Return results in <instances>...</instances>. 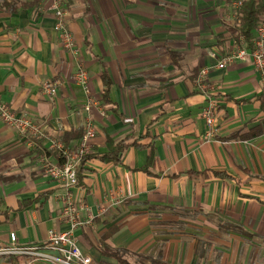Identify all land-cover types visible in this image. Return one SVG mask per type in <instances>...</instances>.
Instances as JSON below:
<instances>
[{
  "label": "crops",
  "instance_id": "obj_1",
  "mask_svg": "<svg viewBox=\"0 0 264 264\" xmlns=\"http://www.w3.org/2000/svg\"><path fill=\"white\" fill-rule=\"evenodd\" d=\"M20 1L0 0V99L48 139L72 147L85 115L83 92L72 80L75 60L53 29L51 0ZM237 1L63 0L99 103L90 113L92 153H105L109 140L154 146L147 171L140 168L148 150L134 145L119 163L91 159L82 166L70 191L83 205L81 219L91 220L74 236L93 264H119L103 245L123 249L130 264H150L159 251L171 264H264V83L250 58L216 67L236 45L230 28ZM206 66L217 101L211 139L200 116L205 95L196 86ZM103 72L108 102L101 99ZM44 80L55 81L52 99L41 93ZM41 155L58 161L47 139L22 136L0 121V249L54 253L44 247L48 231L68 229L64 188L40 169ZM0 264H9L5 255Z\"/></svg>",
  "mask_w": 264,
  "mask_h": 264
},
{
  "label": "built area",
  "instance_id": "obj_2",
  "mask_svg": "<svg viewBox=\"0 0 264 264\" xmlns=\"http://www.w3.org/2000/svg\"><path fill=\"white\" fill-rule=\"evenodd\" d=\"M241 3V0L237 1L234 3V6L239 8ZM49 7L54 15L53 29L58 41L61 47L74 58L76 63L72 80L81 88L84 96V102L81 105V109L85 113L83 132L76 145L72 147L65 145L60 140L48 139L47 134L41 126L26 115L17 113L1 99L0 121L16 130L22 136L39 140L47 139L49 141V149L56 154L58 161L53 163L45 155L39 156L37 161L43 173L50 179L59 182L64 188V193L59 199L61 201V217L67 222L68 229L66 231H55L54 229L48 231L47 243L44 247L54 251V253L41 250L42 248L38 249V247L23 248L12 245L6 249H0V255L30 256L50 264H93L91 258L82 253L74 236L75 230L88 224L91 217L87 220L81 219L80 210L83 208V205L73 200L70 190L78 184L77 168L79 164L86 155L92 153L91 141L96 135V128L90 113L99 103L91 94L88 71L76 47L74 36L67 24L63 0H51ZM245 58L252 60L254 68L260 73L261 80L264 83V16L262 22L255 29L252 48L248 49L241 37L236 42L235 47L220 57L216 63V67L221 69L228 68L235 61ZM209 70L210 67H202L196 80L198 90L205 95V102L201 107L200 116L207 127L205 132L206 139L213 138L218 130L217 101L214 97L216 90L214 85L207 80ZM54 86L55 81H42L40 85L41 93L52 99ZM10 240L15 242V233H10Z\"/></svg>",
  "mask_w": 264,
  "mask_h": 264
},
{
  "label": "trees",
  "instance_id": "obj_3",
  "mask_svg": "<svg viewBox=\"0 0 264 264\" xmlns=\"http://www.w3.org/2000/svg\"><path fill=\"white\" fill-rule=\"evenodd\" d=\"M37 2V0H21L19 5L20 6H29L33 5ZM16 5H10L11 10H15ZM236 21L234 27L230 28L231 33L233 34L236 42L239 41V37L242 35L247 42V48H252V41H253V34L255 29L259 26L262 22L263 15H264V0H243L240 7L236 11ZM102 81H103V91L101 95V99L103 102L109 101V87H110V79L108 75L103 72L102 73ZM83 132V129H82ZM81 132V134H82ZM80 134V136H81ZM134 145L137 147H143L148 150L147 154V161L146 164L140 168L141 170L147 171L150 166L154 164L155 155H154V146L152 143L149 144H140L139 140H135L132 143H129L126 139H122L116 143L112 141L107 142L108 150L105 153L94 154L90 153L86 155L79 167L77 168V177L78 183L80 182L82 176V166L85 162L91 159H97L101 162H112V163H119L122 159V155L124 151L130 146ZM4 181V178L0 176V184ZM112 234L110 231L105 237ZM103 254L114 258L117 260L119 264H130L128 263L123 257L122 252L123 249H112L106 245H103ZM20 257H24L23 255H5L6 260L9 264H22L20 261ZM150 264H171L166 262L163 259L162 251H159L155 256L148 257Z\"/></svg>",
  "mask_w": 264,
  "mask_h": 264
}]
</instances>
